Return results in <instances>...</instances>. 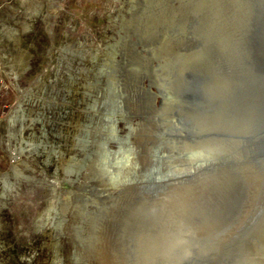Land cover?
<instances>
[{"label": "rangeland", "instance_id": "1", "mask_svg": "<svg viewBox=\"0 0 264 264\" xmlns=\"http://www.w3.org/2000/svg\"><path fill=\"white\" fill-rule=\"evenodd\" d=\"M255 35L264 0H0V264H264V106L219 102Z\"/></svg>", "mask_w": 264, "mask_h": 264}, {"label": "bare ground", "instance_id": "2", "mask_svg": "<svg viewBox=\"0 0 264 264\" xmlns=\"http://www.w3.org/2000/svg\"><path fill=\"white\" fill-rule=\"evenodd\" d=\"M257 36L259 35H255L254 37L251 36V39H250V40H253L252 41L253 42L252 51H251V47L249 48V46H248L249 49H246V50L243 49V51L241 50L242 52H240L241 53L240 61L242 64L238 67L239 69H237L236 71V73H238L240 77L236 76L238 79L237 80L236 78H234V76L232 75L230 76L232 80L229 79L226 83V87L223 88L224 94L222 95L221 100H219L220 103L221 102L223 104L226 103L225 105H229L232 107L237 106V105L246 106L249 110L254 109L258 102H260L264 106V70L256 66V63L253 57V50L254 48H256L257 46L256 44L258 43V38H259V37L257 38ZM200 76L201 75H194L191 81H189V83L193 81L195 82L194 85L196 87L199 86L201 82ZM200 86L195 89L196 91L198 90L197 93L195 90L193 91L196 97L198 98V100L200 101V103L201 101L213 102L214 100H216L214 99L212 95L209 96L208 98V97H205L206 95L205 93L200 94V89H199ZM188 88H191V87H188ZM204 98H207V99H204ZM11 118L14 121L15 115L14 116L12 115ZM255 150L256 151L259 150L260 152L264 151V141L260 143L258 147L250 151H255ZM249 155H250L251 160H254L255 158L254 153L249 152Z\"/></svg>", "mask_w": 264, "mask_h": 264}, {"label": "water", "instance_id": "3", "mask_svg": "<svg viewBox=\"0 0 264 264\" xmlns=\"http://www.w3.org/2000/svg\"><path fill=\"white\" fill-rule=\"evenodd\" d=\"M263 40L258 38V43L256 44V48L253 50V57L256 63V66L260 69L264 70V45Z\"/></svg>", "mask_w": 264, "mask_h": 264}]
</instances>
